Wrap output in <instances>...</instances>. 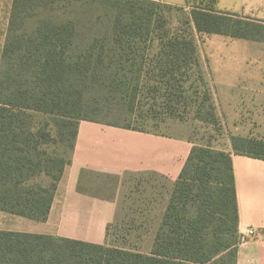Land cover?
<instances>
[{"label":"trees","instance_id":"1","mask_svg":"<svg viewBox=\"0 0 264 264\" xmlns=\"http://www.w3.org/2000/svg\"><path fill=\"white\" fill-rule=\"evenodd\" d=\"M77 4L99 6L95 21L58 15ZM163 10L185 8L161 0L13 1L0 65V213L48 220L83 121L179 138L149 129L141 96L193 76L206 86L195 32L264 43V21L250 16L193 6L187 27L173 30ZM85 27L91 32L79 31ZM188 140L178 180L128 206L130 222L119 228L115 219L105 245L0 230V264H237L233 154L264 160V140L233 138L232 152Z\"/></svg>","mask_w":264,"mask_h":264},{"label":"rangeland","instance_id":"2","mask_svg":"<svg viewBox=\"0 0 264 264\" xmlns=\"http://www.w3.org/2000/svg\"><path fill=\"white\" fill-rule=\"evenodd\" d=\"M184 2L188 5L184 7L183 12L162 11L164 17L170 19V25L166 28H186V16L190 14L193 6L199 5H209L218 11L264 21V0ZM99 13V6L83 8L81 5H74L70 8L64 7L58 15H65L64 18L79 16L87 22L95 21ZM79 31L86 34L91 32L87 27ZM6 36L7 24H2L0 65ZM195 38L205 68L206 86L193 76L184 86L178 83L175 87L163 86L157 94L146 90L141 96L140 106L145 124L149 129L153 127L151 130L154 132L190 139L196 145H211L223 150L232 148L233 138L264 140V136H260V133L264 132V120L253 119L250 102L254 88L260 91L264 102V43L196 32ZM170 105L173 108L168 110ZM68 156L70 157V154ZM89 173L91 174L83 178L86 185L84 190H90V194L94 196L116 202L115 219L119 228L130 222L131 218L125 216L128 206L141 205L142 199L157 192H164L168 187L166 179L152 174ZM140 222L141 220H138L136 225ZM56 225L54 221L48 224L46 221L36 222L21 216L0 213V229L49 234L55 230ZM143 241L141 246L150 243L149 239Z\"/></svg>","mask_w":264,"mask_h":264},{"label":"crops","instance_id":"3","mask_svg":"<svg viewBox=\"0 0 264 264\" xmlns=\"http://www.w3.org/2000/svg\"><path fill=\"white\" fill-rule=\"evenodd\" d=\"M13 1L0 0V25L7 24V29ZM161 1L172 6L188 5L184 0ZM252 92V117L262 121L261 93L255 88ZM260 136L263 137L264 132ZM192 148L193 144L184 138L81 122L72 164L66 169L46 221L48 224L54 221L57 225L54 231L45 234L105 245L107 228L115 221L116 202L81 192L80 186L86 188L82 173L152 174L175 182ZM228 151L232 152V148ZM233 166L240 236L246 235L249 229L257 232L256 236L240 243L237 264H264V160L233 154Z\"/></svg>","mask_w":264,"mask_h":264},{"label":"built area","instance_id":"4","mask_svg":"<svg viewBox=\"0 0 264 264\" xmlns=\"http://www.w3.org/2000/svg\"><path fill=\"white\" fill-rule=\"evenodd\" d=\"M256 234H257L256 230H254V229H249V230L247 231L246 235H244V236L242 237V241H241V242H243L244 240H246V238H252V237L256 236Z\"/></svg>","mask_w":264,"mask_h":264}]
</instances>
